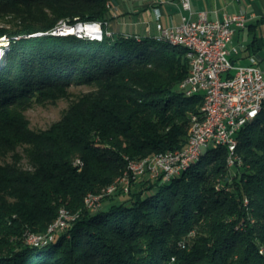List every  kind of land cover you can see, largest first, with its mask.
<instances>
[{"label":"trees","instance_id":"obj_1","mask_svg":"<svg viewBox=\"0 0 264 264\" xmlns=\"http://www.w3.org/2000/svg\"><path fill=\"white\" fill-rule=\"evenodd\" d=\"M113 1L0 0V38L10 45L0 64V264H264V104L240 131L242 164L221 187L227 148L215 147L170 181L144 177L84 209L126 157L184 148L202 105L180 88L190 71L184 47L50 34L61 21L108 23ZM72 85L91 90L48 129L32 130L26 110L68 99ZM61 207L79 212L69 230L44 247L25 243Z\"/></svg>","mask_w":264,"mask_h":264},{"label":"built area","instance_id":"obj_2","mask_svg":"<svg viewBox=\"0 0 264 264\" xmlns=\"http://www.w3.org/2000/svg\"><path fill=\"white\" fill-rule=\"evenodd\" d=\"M182 8L187 11L181 21L172 26H163L157 22V40L190 43V52L186 55L190 61L192 78H185L180 84L182 91H204L205 106L190 115V126L186 146L179 150L152 154L150 164L142 160L130 162V175L121 182L129 183L130 177L143 176L151 180H168L178 175V168L193 160L197 152L204 147L224 143L229 150V167L241 165L233 154V143L237 131L251 112L264 102V71L255 58L247 66L236 65L232 52L238 49L231 46L237 30L247 25L244 14H225L221 20H211L204 11L193 18L190 0H181ZM66 31L82 36L103 38L111 35L108 23L102 21L66 23ZM51 32H54L51 31ZM56 35V34H55ZM5 38V37H4ZM221 187V185H218ZM100 203L94 199L91 209L96 211ZM90 209V210H91ZM76 218H61L58 229L49 240L28 236V244L44 247L50 244L58 233L69 230Z\"/></svg>","mask_w":264,"mask_h":264},{"label":"crops","instance_id":"obj_3","mask_svg":"<svg viewBox=\"0 0 264 264\" xmlns=\"http://www.w3.org/2000/svg\"><path fill=\"white\" fill-rule=\"evenodd\" d=\"M193 18L206 12L211 20H221L225 14H244L247 25L236 31L231 46V59L236 65L247 66L253 58L264 71V0H190ZM187 11L181 0H114L111 2L108 28L116 34L153 37L156 24L172 26L181 21Z\"/></svg>","mask_w":264,"mask_h":264},{"label":"rangeland","instance_id":"obj_4","mask_svg":"<svg viewBox=\"0 0 264 264\" xmlns=\"http://www.w3.org/2000/svg\"><path fill=\"white\" fill-rule=\"evenodd\" d=\"M107 6H108V4H107ZM108 7H109V10H110L111 9V5L109 4ZM61 22H65V21H61ZM4 24H5V20L0 18V27H2ZM108 30H109V32L112 35L113 32L109 28H108ZM39 35H41V33H39ZM111 35H109V36H111ZM125 35L127 36V35H134V34H125ZM57 36H60V35H57ZM66 36H71V35H66ZM135 36L136 37H142L140 35H135ZM0 45H1L0 49L3 51V55L0 57V64H1V62L6 57V54H7L8 50H9V47H10L9 38H7V37L0 38ZM90 90H91V87L87 86V85H72L69 88V90H68L69 91L68 99L63 98V99H60L59 101H57L56 103L46 102V103H42V104H34L28 110H26V112H25L26 117L30 121L31 129L35 130V131H41V130L48 129L53 123H55L56 121H58L62 117L64 111L68 108L71 100L76 99L77 97L87 93ZM204 150H206V149H204ZM128 159H130V158L126 157V160H128ZM77 160H80V164L81 165H79V164L77 165L76 164ZM76 161H75V165L81 167L82 164H83L81 159L77 158ZM2 162H3V159L0 157V164ZM23 164L26 165V162L23 161ZM190 168H188V170ZM123 173L124 172H122V174ZM236 173L237 172L235 170V167L228 168L227 174H223V175L219 176L217 178V181H216L215 185H217V187H218V185L221 183V181H225L226 179L230 181L231 179L235 178ZM144 177L145 176H143L141 178H144ZM118 178H119V176L116 177L114 179V181L112 183H110L109 185H107L105 187H102L100 189V191L98 192V193H101L98 197H97V195L92 194L94 198H92V197L88 198L90 193H87L85 195V197H84V200H83L84 209L90 210L91 209L90 206L93 204V202H94L93 200L94 199L97 202H99L100 206H101L104 203V200H106L108 196H110V195L113 196V195L120 194V193L121 194L122 193L123 194L127 193L131 189L132 185H134L137 181L141 180L140 177L139 178L130 177L129 183L128 182L127 183H122L121 181H118ZM108 188H109V190H107ZM110 190H112V191L110 192ZM245 202L248 203L247 200ZM63 210H65L66 212L68 211L70 213L69 215L65 214L66 215L65 218L69 217V216H71V217L75 216V218H77L79 216V212L72 213L68 209H66L65 207H61L59 209V213H60V211H63ZM59 213H58V215H59ZM49 225H48V227H49ZM48 231H49V229H46V231L42 232V234H45L46 232L48 233ZM31 234L32 233H28V232L25 233V235H24L25 243H27L26 240L28 239V236L31 235ZM28 245H30V244H28Z\"/></svg>","mask_w":264,"mask_h":264},{"label":"bare ground","instance_id":"obj_5","mask_svg":"<svg viewBox=\"0 0 264 264\" xmlns=\"http://www.w3.org/2000/svg\"><path fill=\"white\" fill-rule=\"evenodd\" d=\"M91 22H94V21H91ZM66 23L67 22H61L59 24V26H57L54 29V32H50V34H54V35L56 34V35H60V36H63V35L64 36H66V35H74V36H76L77 38H80V39H83L84 38V39H90V40H95V39L101 40L102 39V38H97L95 36H82V35L76 34V32L66 31V27H62ZM140 38L141 37H138V39H140ZM159 41H166V42H169L170 44H173V45H176V46H180V47H184L187 50V52H190V43L174 42V41H171V40H159ZM2 55H3V51L0 49V57ZM186 78H192V70L189 71L188 76ZM183 92L188 97H192L194 95H201L202 96V98H201L202 99L201 100L202 101V105L201 106H205L204 91L193 90V91H183ZM263 104H264V102L261 103V104H259L258 105V109H256L255 112H251V114L248 115V117L243 121L242 126L240 128V131L247 124L251 123L252 121H254L258 117V115L261 112V109L263 107ZM240 131H237V133H236V139H235V142L233 143V154H235V159H239V160H241V159H240L239 155L237 154L236 149H237V144H238V135H239ZM215 147H226L227 148V163H228V166H229V163H230V154H229L228 147L224 143H217V144L212 145L210 147H204L201 150H199L197 152V155L195 156V158H193V160H188L187 163H185L184 165H181V167L178 168V175L169 177L168 180H164V181H170L171 179L180 176L185 170H187L193 163H195L200 158L201 154L205 151L204 149L215 148ZM139 160H142V164H150L152 162V155H149V156H146V157H141L139 159H128L127 160V164H126V169H125L124 173L119 176L118 181H122L125 177H127L128 175H130V162L139 161ZM76 164L77 165L78 164L81 165L80 164V160H77L76 161ZM109 188L107 190H109ZM111 191L112 190H110V192ZM92 194H94V193H90L89 196H88V198H91V197L94 198ZM100 194L101 193H96L94 195H97V197H98ZM65 214L66 215H69L70 213L68 211L66 212L65 210L60 211V213L57 216V218L55 219V221H53L49 225V227L47 228V229H49L48 233L47 232L45 234H42V233H39V234L32 233L31 234L32 236L31 235H29V236L36 237V239L49 240L52 237V235L54 234V232L56 231V229H58V225L61 222V218H65V216H66ZM66 218H75V216H72V217L69 216V217H66Z\"/></svg>","mask_w":264,"mask_h":264},{"label":"water","instance_id":"obj_6","mask_svg":"<svg viewBox=\"0 0 264 264\" xmlns=\"http://www.w3.org/2000/svg\"><path fill=\"white\" fill-rule=\"evenodd\" d=\"M1 46V45H0Z\"/></svg>","mask_w":264,"mask_h":264}]
</instances>
